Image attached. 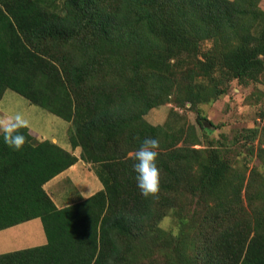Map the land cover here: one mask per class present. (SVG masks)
Listing matches in <instances>:
<instances>
[{"label":"trees","instance_id":"obj_1","mask_svg":"<svg viewBox=\"0 0 264 264\" xmlns=\"http://www.w3.org/2000/svg\"><path fill=\"white\" fill-rule=\"evenodd\" d=\"M233 80L264 84L261 0H0V99L12 89L69 121L104 185L58 207L44 184L78 157L29 127L19 151L0 138V230L39 217L47 236L0 264H264V144L248 145L261 164L247 174L229 147H196L193 125L146 118ZM145 138L159 141L158 199L136 186ZM171 213L178 230L160 225Z\"/></svg>","mask_w":264,"mask_h":264},{"label":"rangeland","instance_id":"obj_2","mask_svg":"<svg viewBox=\"0 0 264 264\" xmlns=\"http://www.w3.org/2000/svg\"><path fill=\"white\" fill-rule=\"evenodd\" d=\"M264 8V0H261ZM210 42L207 43L209 46ZM23 114L29 121L28 127L37 138L58 137L60 145L70 146L68 130L71 123L60 116L44 109L43 107L31 103L27 98L12 89H7L2 99H0V119L15 114ZM206 116L204 126L198 121V116ZM146 118L154 124H165L173 129L180 126H194V130L201 138V143L196 147L216 144L230 148V156L235 166L247 170L249 174L251 168L259 165V158L251 155L248 145L254 146L264 144V84L249 83L241 84L238 80H233L229 91L207 103H200L191 106V103L178 104L168 103L151 109ZM247 128H258V135L254 139H247L242 136ZM237 140V141H236ZM236 141V142H235ZM95 169V167H94ZM264 170V167H260ZM61 187L59 192H63ZM244 204L248 205L246 192L244 191ZM160 225L163 228H173L178 230L175 217L172 213L166 216ZM28 228L21 231L5 233L0 235V252H6L11 244L19 243L23 245L29 238ZM2 242L4 244H2ZM13 251V250H11Z\"/></svg>","mask_w":264,"mask_h":264},{"label":"crops","instance_id":"obj_3","mask_svg":"<svg viewBox=\"0 0 264 264\" xmlns=\"http://www.w3.org/2000/svg\"><path fill=\"white\" fill-rule=\"evenodd\" d=\"M38 139L44 140L48 138L42 137ZM51 140L60 144L58 137L54 136ZM61 146L72 151L78 157V161L44 184V188L51 195L58 207H64L84 200L104 188L94 166L81 158V146H77L76 148H72L71 144L69 147L62 144ZM60 187L64 190L63 192H59ZM22 228H28V231L24 232V234H27L29 237L26 243L23 245L14 243L8 247L10 249L3 250H7L6 252H8L47 243V236L44 231L42 220L39 217L2 229L0 230V235L21 231ZM2 244L4 243L2 242ZM2 252L4 253V251Z\"/></svg>","mask_w":264,"mask_h":264},{"label":"clouds","instance_id":"obj_4","mask_svg":"<svg viewBox=\"0 0 264 264\" xmlns=\"http://www.w3.org/2000/svg\"><path fill=\"white\" fill-rule=\"evenodd\" d=\"M29 121L23 114L17 112L0 119V138L4 144L14 151H19L26 143L25 135L20 131L26 128ZM159 141L155 138H145L133 153V170L135 181L142 196L158 199L160 192V169L157 159L159 156ZM164 227V225H161Z\"/></svg>","mask_w":264,"mask_h":264}]
</instances>
